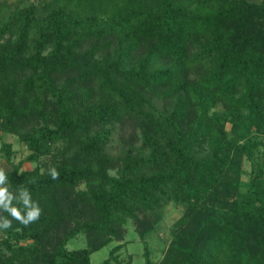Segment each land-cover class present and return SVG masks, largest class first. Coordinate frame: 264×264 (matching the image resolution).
<instances>
[{
	"label": "trees",
	"instance_id": "1",
	"mask_svg": "<svg viewBox=\"0 0 264 264\" xmlns=\"http://www.w3.org/2000/svg\"><path fill=\"white\" fill-rule=\"evenodd\" d=\"M3 8L0 131L29 153L0 188L22 215L26 190L41 215L24 225L0 207V223L12 222L0 229V264H92V253L123 240L127 220L143 264H264V0ZM115 123L139 130L140 145L108 155ZM0 151L10 163L11 145ZM46 156L57 179L22 168ZM168 201L184 211L155 262L146 214ZM81 233L87 247L69 250ZM123 247L99 264H122Z\"/></svg>",
	"mask_w": 264,
	"mask_h": 264
},
{
	"label": "rangeland",
	"instance_id": "2",
	"mask_svg": "<svg viewBox=\"0 0 264 264\" xmlns=\"http://www.w3.org/2000/svg\"><path fill=\"white\" fill-rule=\"evenodd\" d=\"M37 0H0L2 3L1 13L5 12L3 7H13V5L20 4L21 6H27ZM255 1V0H250ZM154 104L158 108V110H162L163 105L161 100L154 101ZM218 113L221 112L220 108H216ZM229 124L226 125V129H229ZM138 131V132H137ZM135 130L131 123H125L120 125L115 123L112 127V135L109 140V143L106 146V153L112 156H118L121 154V150L127 145H134L136 148L140 145L139 139L137 138V133L139 135V130ZM133 133H135L133 135ZM264 135V134H263ZM263 143H264V136ZM2 142L8 143L11 145V149L13 151V155L10 163L7 162L0 151V170L8 172L11 170V165L17 164L21 160H25V157L28 155L29 151L26 148V145L19 140V137L15 134L3 133L0 131V145ZM58 146H62L58 144ZM260 148V151H262ZM51 156L42 157L38 162H27L24 161L22 168L24 170H31L35 167L40 169L41 173L49 172L51 168ZM251 165L245 158L242 160V174L241 180L247 181L250 175ZM113 173V171L111 172ZM2 184H0V187ZM81 188L83 186H80ZM184 211V206L182 204H176L173 201H168L167 203L160 204L153 211H148L146 214L147 218L150 219L151 222L154 223V229L151 231L146 239L148 243V247L150 250V258L158 262L165 251L169 238H170V228L172 224L178 220L181 214ZM140 217L142 215L139 214ZM124 236L123 240L120 242H112L111 244L101 248L97 252L91 254V263L99 264L103 260L108 257L110 249L119 243H124V247L120 250V258L122 260V264H126L130 262V264H143V247L140 238L138 237L136 226L132 220H127L124 228ZM2 234L0 232V239ZM24 243V242H22ZM87 247V238L84 234H79L75 238H73L69 243L67 248L69 250H78Z\"/></svg>",
	"mask_w": 264,
	"mask_h": 264
},
{
	"label": "clouds",
	"instance_id": "3",
	"mask_svg": "<svg viewBox=\"0 0 264 264\" xmlns=\"http://www.w3.org/2000/svg\"><path fill=\"white\" fill-rule=\"evenodd\" d=\"M49 173L52 179H57L59 173L55 168H50ZM6 177L3 170H0V184H3ZM11 196L7 193L6 188H0V207H3L8 214L24 225H28L39 219L41 215V209L38 203L33 201L30 194L25 190L22 194L21 203L25 209V214L22 215L21 211L17 207H10ZM11 220L5 219L3 223H0V229H8L11 227Z\"/></svg>",
	"mask_w": 264,
	"mask_h": 264
}]
</instances>
